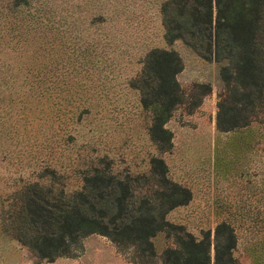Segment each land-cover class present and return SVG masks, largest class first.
<instances>
[{
    "label": "rangeland",
    "instance_id": "1",
    "mask_svg": "<svg viewBox=\"0 0 264 264\" xmlns=\"http://www.w3.org/2000/svg\"><path fill=\"white\" fill-rule=\"evenodd\" d=\"M162 2L0 0V264H164V250L176 247L167 230L152 238L153 253L141 258L134 247L90 234L75 256L39 260L14 237L29 183L55 181V189L72 192L93 166L119 178L148 172L151 156L159 154L128 81L154 47L180 54L184 67L177 78L188 102L200 91L196 83L211 87L198 106H178L166 123L173 147L160 155L168 176L192 192L166 219L198 238L210 230L212 264L214 228L227 220L236 229V257L254 264L251 248L264 240L263 124H251L260 137L246 144L234 132L217 130L219 65L179 40L166 43Z\"/></svg>",
    "mask_w": 264,
    "mask_h": 264
},
{
    "label": "trees",
    "instance_id": "2",
    "mask_svg": "<svg viewBox=\"0 0 264 264\" xmlns=\"http://www.w3.org/2000/svg\"><path fill=\"white\" fill-rule=\"evenodd\" d=\"M160 15L168 45L179 40L200 58L219 65L217 130L234 132L245 144L259 138L251 124L264 127V0H163ZM183 67L175 49L154 47L129 78L149 119L147 135L159 154L151 156L148 172L119 178L107 168L93 166L72 192L63 186L55 189V181L25 186L14 237L37 259L75 256L82 238L90 234L106 236L118 247H134L141 258L153 253L152 238L167 230L175 234L176 247L164 250V264H212L210 230L198 238L166 219L171 209L192 199L187 186L168 176L160 155L173 147L166 123L178 106L196 107L211 92L209 84L196 83L199 95L188 102L189 94L177 78ZM259 242L251 248L254 264H264V240ZM237 247L235 227L225 219L218 222L213 264H241Z\"/></svg>",
    "mask_w": 264,
    "mask_h": 264
},
{
    "label": "crops",
    "instance_id": "3",
    "mask_svg": "<svg viewBox=\"0 0 264 264\" xmlns=\"http://www.w3.org/2000/svg\"><path fill=\"white\" fill-rule=\"evenodd\" d=\"M159 13H160V8H159ZM164 38V37H163Z\"/></svg>",
    "mask_w": 264,
    "mask_h": 264
}]
</instances>
